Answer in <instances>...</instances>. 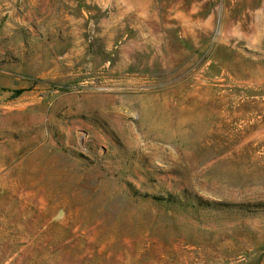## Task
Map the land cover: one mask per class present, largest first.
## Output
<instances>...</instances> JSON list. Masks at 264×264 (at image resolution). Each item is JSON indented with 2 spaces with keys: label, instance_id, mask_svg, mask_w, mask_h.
I'll return each mask as SVG.
<instances>
[{
  "label": "rangeland",
  "instance_id": "rangeland-1",
  "mask_svg": "<svg viewBox=\"0 0 264 264\" xmlns=\"http://www.w3.org/2000/svg\"><path fill=\"white\" fill-rule=\"evenodd\" d=\"M0 264H264V0H0Z\"/></svg>",
  "mask_w": 264,
  "mask_h": 264
}]
</instances>
